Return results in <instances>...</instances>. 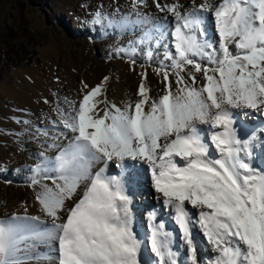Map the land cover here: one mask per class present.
<instances>
[{
	"label": "snow or ice",
	"instance_id": "obj_1",
	"mask_svg": "<svg viewBox=\"0 0 264 264\" xmlns=\"http://www.w3.org/2000/svg\"><path fill=\"white\" fill-rule=\"evenodd\" d=\"M143 3L133 0L132 7ZM156 7L175 18V53H167L171 71L158 69L163 94L152 99L142 80L139 99L123 108L109 105L106 96L98 99L105 92V77L95 87L85 85L87 91L71 112L58 110L59 123L74 136L54 157L56 175L47 177L53 187L45 185L36 197L51 225L38 216L0 219V264L35 258L22 251V244L35 247L26 241L50 242L56 264H142L144 242L133 227L130 194L136 177L130 174L126 184L122 177L107 175V164L114 159L122 168L126 160L149 166L152 187L163 206L173 210L191 264H197L196 231L217 253L213 264H264V168L242 158L241 153L251 156L257 137L238 135L233 112L264 111V0H203L186 11L179 0L163 6L157 0ZM209 14L218 47L205 31ZM148 19L138 10L135 19L129 14L119 21L97 11L90 22L107 20L125 27ZM196 73L204 80L199 87ZM170 76H175V89ZM101 103L106 105L102 115L97 108ZM198 125L215 131L209 138ZM56 139L50 147H58ZM93 162L105 167L93 174ZM82 183V197L58 222L65 201ZM151 217V252L158 264H178L173 232L155 222V211ZM143 264H152L146 254Z\"/></svg>",
	"mask_w": 264,
	"mask_h": 264
},
{
	"label": "bare ground",
	"instance_id": "obj_2",
	"mask_svg": "<svg viewBox=\"0 0 264 264\" xmlns=\"http://www.w3.org/2000/svg\"><path fill=\"white\" fill-rule=\"evenodd\" d=\"M103 1L104 2L102 3L101 0H70L69 3L71 4V8H74L75 4H81V3L83 4L84 2V4H86L87 10L89 11V13L83 12L85 14L83 15V17L81 16L82 14L81 11L73 13L71 16L74 22L73 27L79 30H82L83 28V30L85 31L84 34H86V32L88 33L89 31L92 34L96 35L95 34L96 32L101 31L103 35H105L106 33L114 35L116 37L114 46H117L118 48L122 49L125 55H128L129 50L135 47L133 43L129 42L130 40L134 41L135 39H131V37H129L123 40V37L125 36L124 34L125 28L129 29L134 27L135 28L134 30H138L142 26L145 27L151 26V24L157 22L154 19L159 16L165 18L166 17L174 18L171 13L166 11H160L156 7L157 0H144L143 5L141 7L138 6L136 10L148 16L149 19L147 23L138 24V25H127L125 27H117L115 25H109L107 20H103L102 23H100V29L97 27H92L91 29L90 28L88 29L86 26L89 25L86 22H88V20L91 21L94 17V14L97 11L101 12L103 16H106L111 19H115L117 21H119L122 16L129 14H131L132 19H135L136 10H134L132 7L133 0H123L122 7H124V11H125L123 12L124 14L116 13L112 0H103ZM53 2L59 3L58 0H53ZM158 2L161 4V6H163L164 4L176 3L177 0H158ZM197 2L198 4H200L201 2H203V0H197ZM179 3L182 5V9H181L182 11L188 10L193 5L192 2L190 1L188 2V0H179ZM52 5L55 4L53 3ZM91 10L92 11L96 10V11L90 13ZM38 23L40 24V22ZM104 26L113 27V28L110 31H106L104 29ZM153 26H156L157 28L158 24L157 25L153 24ZM56 29H57V34L52 33L53 35L51 36V41H49L50 45L47 48L41 49L39 51V56L41 58L40 63L39 62L36 63L35 66L31 69H26L23 67L14 73L15 76L14 80L12 79L10 81L6 80L5 82L0 83V99H1L0 107H2V111H0V118L6 120L5 126L0 127V164H1L0 166L7 167L8 164L12 163L13 161H16L17 163L16 167L24 163L23 160L20 161V159H15L14 156L16 154L15 153L16 150L12 147L10 151V157L12 159L9 158V156H5V154H3L7 144H10L11 146L18 144L17 148H20L22 153L29 152V154L31 155L38 154V153H34V151L32 150L31 151L26 150L21 146V144L23 143L19 141V137H20L18 136L19 123L27 124L30 126L29 128L35 130L36 127H38L37 123L39 119L41 118L42 120L46 116L47 122L44 121L45 124L48 125L51 124V121L57 118L56 112L62 109L61 105L67 107L68 112H71L73 110V106H78V102L82 100L83 95L87 91L85 89V85H88L90 89L91 87H95L96 85L101 84V82L104 81V78L108 77L107 83L105 85V92L103 95L98 97L99 100H103L106 96L108 103H110L111 101L112 104H116L118 107L123 108L126 104L133 103L134 101L139 99L137 95L138 88L141 81L144 80L143 77H141V75L139 74V69H137L130 63L122 60L120 62H117V64L113 67L112 65H110V62H108L105 58L101 59V56L93 55L94 51L89 42L91 40H88V37H86L81 31L77 30L76 32L79 35L77 36V39L79 40L72 41L69 38V36L64 33V31L59 30V28ZM213 30H215V27H213ZM142 31L145 30H141L142 34L146 33ZM205 31L207 32V36H208V31H209L208 28L205 27ZM202 38L203 37H201V39ZM208 38H210L212 41H215V38L213 39L210 36H208ZM78 41L79 44H77ZM102 51H103L102 54L104 55V53H106L107 56H109V53L111 51H114V53H116L115 50L112 49L107 50L106 48L102 49ZM159 60H160L159 63H163L162 59ZM164 66H167L166 63H164ZM168 68L170 69L171 66ZM111 69L112 72H114L113 75L110 72ZM155 71L156 72H153L152 74L149 75V77L146 80H144L149 90L150 87L153 88L150 90L151 92L149 91V95L152 99H156L160 95H162L165 88V82L163 80V76L161 74H158V70ZM187 71L188 72L193 71L192 67L188 66ZM112 76H115L114 80L111 79ZM169 79L173 82V88L175 89L176 87L175 76H171L169 77ZM186 80H188L189 84L192 83L187 76H186ZM195 83L198 87L204 83L202 73H196ZM7 98L10 99L11 103L9 105L11 107L7 105L8 103H4L5 100H7ZM2 104H4L5 107ZM105 107L106 105L102 103L97 106L101 115L103 114L102 110ZM233 112H234V119L236 120V124L234 126L237 128L238 135H240L241 138H247L248 136L255 134V136L257 137V139L253 143L251 156L247 157L244 155V153H241L242 158H244L246 162H249L250 164H252L251 163L252 161L255 164H258L259 162L262 165H258V167L264 168V136H263L264 111H257L253 109H234ZM13 114L16 115L14 116ZM256 114H259V118L257 117L252 121V118H254ZM12 118L15 120L13 121ZM198 127L204 129L206 135L209 138L212 131H215V129H211L209 125H198ZM57 131L59 136L57 135L54 137H57L55 143L58 145V147L57 148L50 147V145L53 143V138H54L53 137L49 145H47V150H46L47 153L45 155L47 159L43 158L45 164L46 163L51 164L50 170L52 172L55 171V161H54L55 155L58 154L59 149L64 148L70 143H72V138L74 136L73 133H71L67 129H64L62 124L60 123L58 124ZM34 137L40 138L39 136L36 135H34ZM206 142L210 143V139L207 140ZM19 143L21 144L19 145ZM253 155L255 156L256 160L261 159V161L253 160L254 159ZM96 163L98 165L97 170L95 168ZM123 163H124V167L123 168L121 167L122 173L121 172L116 173L114 172V170H112V168L109 169L108 167L109 163H108L105 170L106 174L109 176L122 177L124 180H128L129 175H127L126 169H130L133 176L136 177V183L134 189L132 192H130V194L133 193L137 194L138 192L144 193L147 190L148 191L152 190L153 194H155L156 203L155 204L153 203V205L155 206L151 207L150 208L151 210L149 209L150 215L149 214L147 215L149 216L148 220H149L150 234H151V228L153 226L151 213L155 211L156 213L155 222L164 223L165 231L173 232V242H174V240L176 239L174 230H172V228L170 229V226L168 228V221L170 219L161 222L164 216H166V213H164L165 211L163 209V213L161 214L162 208L160 207H162V198H160V194L156 193L155 189L152 187L151 171H149V169H146V172L148 173V177H150L151 182L147 184L144 183V177L142 175L144 174V170H142V167H144L146 163L139 161H132V160H126ZM130 164H133V166L135 167H132V165ZM102 167H105L103 162H93L92 163L93 174H95V172ZM1 178L2 176L0 175V219H6L8 217H12L11 215L12 210L15 212H20L22 208L24 209V207L29 206L28 210L26 211L36 214L38 217H40L41 221L43 222L46 221L51 222V218L44 213L36 197L37 194L43 190L45 185H47L48 187H53L52 182L43 181L41 184L37 183L36 187L34 188L35 193L32 194L28 187L23 185H20V187H16L14 185H10L9 183H7V181L2 180ZM21 178L22 176L20 175L17 176L18 180H21ZM84 187L85 185L82 183L80 187L77 189V192L72 196V198L65 201L64 208L59 213L60 221L58 222H62L64 219H66L68 210L71 209L74 206V204L82 197ZM134 197L135 195H133V198ZM166 208H167L166 212L169 211L170 214L173 213L172 209H169L168 207ZM132 210L134 215L133 227H135L136 231L139 232V238L144 240V236L146 235V233L144 235V227L146 229V223H144V220L142 218V213L140 212L141 209L137 207V208H132ZM23 223H28V222L24 221ZM146 231L148 233V230ZM195 235L202 236V233L196 231ZM33 243H34L33 241L25 242V244H33ZM175 245L174 243H172L173 251H176L177 249ZM21 248L25 254L28 253L27 255L30 254L32 255L34 253L33 247L25 248V245L22 244ZM185 248L186 246H184V249ZM209 250L213 251L211 247L209 248ZM141 254H142V249H141ZM213 259H215V257L211 258V262L209 264H213L212 262ZM143 260L144 258L141 256L142 264H143ZM42 262H44L43 264H48L50 262L52 263L50 257L48 256L43 257ZM23 264H30V263L23 262ZM32 264L35 263L32 262Z\"/></svg>",
	"mask_w": 264,
	"mask_h": 264
},
{
	"label": "rangeland",
	"instance_id": "obj_3",
	"mask_svg": "<svg viewBox=\"0 0 264 264\" xmlns=\"http://www.w3.org/2000/svg\"><path fill=\"white\" fill-rule=\"evenodd\" d=\"M58 1L59 3H55L53 2V0H0V83L5 82L6 80H14V73L19 69L23 67L26 69H31L35 66L36 63H40L41 58L39 56V51L41 49L47 48L50 45L49 41H51V36L53 34H57L56 28L64 31V33L67 34L72 41L79 40L77 39V36L79 35L76 33L79 29L73 27L74 22L71 16L73 13L78 11L82 12L81 16L85 15L84 13L86 12L89 13L86 4H75L74 8H71V4L69 3L70 0ZM189 1L192 2V4L198 5L197 0H188V2ZM52 2L55 5H52ZM101 2L103 3L104 1L101 0ZM112 2L116 13L124 14V7H122L123 0H112ZM142 5L143 4H140L139 7H141ZM93 11L91 10L90 13H92ZM154 20L157 21L153 23L156 25L158 24L157 28L156 26H153V24L148 27L142 26L138 30H134V27L129 29L125 28V36L123 37V40L129 37L136 40L129 41L130 43H133L135 47H133L134 49L131 48V50H129L128 55H125L122 49L114 46L116 38L114 35L108 33L103 35L101 31L96 32V35L92 34L89 31L88 33L86 32V34H84V30L79 31H81L86 37H88V40H91L89 42L94 51L93 55L101 56V59L105 58L113 67L117 64V62H120L121 60L128 62L139 69V74L141 75V77H143L144 80H146L150 74L156 72L155 70L160 69L162 66L171 71V68L169 69L168 67L171 66L172 61L167 58V53H175L174 38L172 36V33L175 30V19L172 17L165 18L159 16ZM89 21L90 20L86 22L89 25L86 26L88 29H91L92 27H97L100 29V24H92ZM38 22H40V24ZM205 27L210 31H208V36L213 39L215 38V46L218 47V35L216 34L215 30H213L214 18L211 16V14H209V18ZM112 28L113 27L104 26V29L106 31H110L112 30ZM141 30H145L142 32H146L147 36L145 35L146 33L142 34ZM202 39H204V37ZM77 44H79V41L77 42ZM104 48H106L107 50H115L116 53H114V51H111L109 53V56H107L106 53H104L103 55L102 49ZM159 59H162L163 63H159ZM164 63H166L167 66H164ZM110 72L112 75L114 74V72H112V69ZM111 79L114 80L115 76H112ZM151 89L153 88L150 87V90ZM4 103H8L7 105L10 106V99L7 98ZM108 104H112V102L110 101V103ZM2 105L5 107L4 104ZM61 106V110H64L65 113H67V107H65L64 105ZM0 111H2V107H0ZM13 115L15 116L16 114ZM56 116L57 118L51 121V124L49 125L45 124L44 122H47L46 116L42 119L43 121L40 118L37 123L38 127H36L35 130L29 128L30 126L27 124L19 123L18 136H20L19 141L23 143H19V145L21 144L24 149L30 151L32 150L34 151V153L38 154L31 155L29 154V152L22 153L21 149L17 148L18 144L13 146L7 144L3 154L11 158L10 151L12 148H14L16 150V154L14 156L15 159H20V161L23 160L24 163L16 167L17 163L16 161H13L12 163L8 164L7 167L0 166V175L2 176V180H5L10 185H14L16 187H20V185L26 186L29 188L32 194L35 193L34 188L36 187L37 183L41 184L43 181L52 182V179L47 177H54L56 173L55 171L52 172L50 170L51 164L44 163V157H41L40 153H44L45 156L47 153V145H49L54 136H59V134L57 133L59 120L61 119L59 111L56 112ZM257 117L259 118V114H256L255 117L252 118V121ZM12 120L14 121L15 119L12 118ZM5 121L6 120L0 118V127L5 126ZM44 132H47L48 135H43ZM34 135L39 136L40 138H35ZM23 155H26L25 158ZM253 157L252 159L256 160L254 155ZM256 161H261V159H257ZM108 163L109 169L112 168L114 172L122 173L121 167L119 166V161L114 159L112 161H109ZM37 165H40L39 171H37ZM95 165V168L97 170V163ZM130 165H132V167H135L133 166V164ZM252 166L259 168L257 164ZM146 169H149V166H147V164L142 167V170H144V174H142L144 177V183L147 184L151 181L150 177H148ZM126 171L127 175H133L130 169H126ZM18 175L22 176L21 180L17 179ZM125 182L127 183V180H125ZM132 195H135L136 197L133 198L132 208L139 207V209H141L140 212L142 213V218L144 220V223H146V229L144 227V235L145 233L146 235L144 236L143 240L144 243L141 256L145 259L146 254L147 257L152 261V264H158V258L153 252H151L150 227L148 220L149 216H147L150 213V208L155 206L153 205V203H156L155 194H153L152 190H147L144 193L138 192L137 194L133 193ZM28 207L29 206L24 207L25 210L22 208L20 212L10 210L12 213L11 215L20 217L37 216L34 213L26 211L28 210ZM160 208H162L161 214L163 213L164 209V213H166V216L171 215L169 217L170 220L168 221V228L170 226V229L172 228V230H174L176 236V239L173 243L174 245L176 244V248L179 249V255L177 257L178 264H191V261L188 258L187 250L186 248L184 249L185 245L182 239L179 238L180 234L177 229V225L173 222V214H170L169 211L166 212L167 208L166 206H163V204ZM44 224L50 227L51 222L46 221L44 222ZM134 230H136L135 227ZM146 230H148V233ZM202 236L195 235L194 240V242L198 245L197 264H209L211 262V258L216 257L217 253L215 251L209 250V248H212V246L208 244L206 242V239ZM34 244L35 247H33V254H35V258L27 259L24 262L30 264H32V262H34L35 264H43V257L48 256L52 261V263L50 262L48 264H56V254L50 251V242L35 241ZM32 255L30 254L28 256Z\"/></svg>",
	"mask_w": 264,
	"mask_h": 264
}]
</instances>
